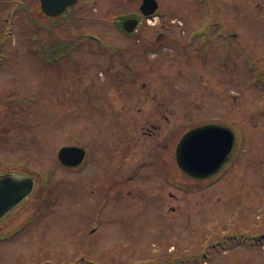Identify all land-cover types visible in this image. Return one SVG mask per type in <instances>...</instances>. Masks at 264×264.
<instances>
[{
  "label": "rangeland",
  "instance_id": "obj_1",
  "mask_svg": "<svg viewBox=\"0 0 264 264\" xmlns=\"http://www.w3.org/2000/svg\"><path fill=\"white\" fill-rule=\"evenodd\" d=\"M157 1L165 16L149 22L138 15L143 0H81L80 9L60 19L58 24L61 25L57 26L48 24L39 14V0H0V40L6 23H12V35L7 41V52L12 60L0 66V173L11 171L38 180L33 196L0 223V238L4 237L0 239V264L71 261V252L87 247L90 233L87 223L78 224L94 219L100 209L102 215L116 213L122 217L120 229L133 234L124 236L127 241L114 242L123 235L117 226H112L108 228L112 236L99 239L106 251L97 258L106 263H120L118 256H128L129 246L137 249L140 241L131 228H126V220L156 219L159 207H153L158 204L166 209L165 215L172 221L166 220L159 226L161 234L157 244L161 245L169 233L179 238L175 249L168 240L165 248L168 259L196 252L205 254V258L212 256L204 264H264V246L251 248L264 232L261 178L256 181L264 172V96L261 98L258 92L249 89V77L245 76L246 68L242 64L245 61L231 58L246 49L264 70V0ZM22 4H27V14L36 19L33 23L47 26L66 43L76 42L72 43L73 60L42 65L30 47L31 35H38L39 30L30 27L27 31ZM13 5L18 6L15 12L14 8L12 12ZM133 15L141 18L140 31L129 37L121 25L126 17ZM173 19L180 20L182 25L173 23ZM218 22L233 35L234 46H230L226 38L224 42L229 56L222 54L223 43L220 42L204 57L186 58L197 53L186 56L180 53L182 46H186L187 34L183 29L178 30L180 27H209L210 23V27H216ZM165 27L172 29H167L168 34H176L181 42L173 44V50L167 48L162 39L161 50L157 52L164 53L160 54L149 47L158 45L155 38ZM48 30L38 37L40 44L52 41L50 38L54 35ZM84 35L96 39H84ZM188 50L193 51L191 47ZM180 72L190 75L188 77L195 73L193 79L201 74L210 79L204 77L205 84L197 79L198 86L188 91L187 80L178 79ZM227 73L230 74L225 77V85L217 84L215 79ZM238 74L241 87L234 83L233 76L238 77ZM198 87L200 93L193 96V90ZM213 87L218 90H212ZM22 94H25L23 101L20 100ZM28 96L36 97L39 102L26 118L21 105L28 103ZM162 103H167L165 110ZM125 105L129 112L124 111ZM153 105L162 110L154 111ZM189 105L197 120L216 116L223 119L220 122L235 127L243 138V146H238L232 166L218 183H207L199 191L201 186L192 182L193 189L188 193L167 190L174 196L168 198L166 194L159 199L158 193L166 192L160 188L166 183L164 172L160 180L151 183L154 191L145 188L147 167L143 164H140L139 174L131 171L127 180L113 176L120 163L118 157L135 147L132 143L125 144V137L135 135L132 141L138 143L135 151H139L135 162L138 160L139 164L146 157L150 161V144L143 132L155 133L151 124L165 125L164 116L171 117V113L175 114L173 119L177 123H187L193 119ZM62 145L84 148L97 157L96 163L88 159L76 172L57 169V152ZM165 153L160 151L158 158L161 160ZM171 156L174 161V154ZM109 170L114 174L109 175ZM127 170L130 169L127 167ZM150 174L155 176L153 171ZM105 176L119 190L113 191L117 200L108 202L107 209L101 206L99 196L103 190L100 187L110 182L103 181ZM238 177L244 179L245 184L238 182ZM126 204L132 206L128 216L124 214ZM26 223L25 231L14 238L11 231ZM222 239L229 250H217L211 245ZM235 239L241 246L236 245Z\"/></svg>",
  "mask_w": 264,
  "mask_h": 264
},
{
  "label": "flooded vegetation",
  "instance_id": "obj_2",
  "mask_svg": "<svg viewBox=\"0 0 264 264\" xmlns=\"http://www.w3.org/2000/svg\"><path fill=\"white\" fill-rule=\"evenodd\" d=\"M213 32L217 33L216 37H219L220 35L219 30H214ZM262 74L264 75V70L262 71ZM257 85L258 83L255 82L254 86ZM261 85H264V83H261ZM170 105L176 107L174 104H170ZM152 107L154 111L162 110L161 108H158L156 105H153ZM161 107H164L165 110L167 107V103H162ZM171 114H172L171 117L164 116L166 121L165 125L164 124L162 126L152 125V128L155 129L154 131H156L155 133H152L150 131H144L146 138L155 140V146H153L152 150L166 151L165 155H163L164 157L161 160L158 159L156 161V164H154L156 168L155 171L153 172L155 174L153 178L156 179L157 181L160 180L159 176L161 175L162 172H164V178L166 183L160 185L161 189L169 190V191H176L178 187L190 189L193 186L192 183L190 182V180L186 178V175L178 168L176 163V149L178 145L177 133L179 131L175 129L176 128L175 125H170V123L174 121L173 115L175 116L174 113ZM172 153L174 154L173 159L175 161L172 160V156H171ZM177 170H179V172ZM182 176L187 181L178 180V177H182ZM178 181H180V183H178ZM127 209L128 206L124 207V210ZM9 217H7L6 219H8ZM121 218L122 217H118L116 213L113 215L98 214L95 215L94 219H90L89 221L86 222L82 221L80 224H78V226H83L84 223H87L90 226V233L87 241V247H84L83 251L80 250L78 252L76 251L73 252L75 256V260L73 264H173L172 259H168V257L164 253H161L160 250L157 249L155 250L152 247V245L156 246L157 241L160 239L161 233L159 226L163 223L158 221L157 217L156 219H148V220H141L138 218H133V220H126L127 222L126 228H131L132 232L139 236V240H140L138 243L139 246L137 247V249L129 246V250L126 251L128 256L123 254L118 256V258L122 260L120 263H106L100 261L97 257L99 256L100 253L106 251V249L99 239L101 237L112 236V234L110 235V233L108 232V228L112 226H117L121 231V234L123 235V238L115 239L114 242L125 241V240L127 241V239H125L124 236L133 235L128 231H124L120 229L119 224L121 223V220L119 219ZM96 235H98V237L94 238ZM3 238L4 237L0 239Z\"/></svg>",
  "mask_w": 264,
  "mask_h": 264
},
{
  "label": "water",
  "instance_id": "obj_3",
  "mask_svg": "<svg viewBox=\"0 0 264 264\" xmlns=\"http://www.w3.org/2000/svg\"><path fill=\"white\" fill-rule=\"evenodd\" d=\"M79 0H41L42 8L49 16H58ZM157 8L154 0H145V8ZM127 22L126 24L130 23ZM136 26L137 22H131ZM127 28V27H126ZM134 27L127 28L131 30ZM235 134L228 128L207 126L194 130L182 140L178 158L181 167L190 176L204 179L217 173L226 164L235 147ZM85 151L77 147H65L60 151L61 162L68 167H77L84 159ZM35 182L30 177L12 174L0 175V220L30 196Z\"/></svg>",
  "mask_w": 264,
  "mask_h": 264
},
{
  "label": "trees",
  "instance_id": "obj_4",
  "mask_svg": "<svg viewBox=\"0 0 264 264\" xmlns=\"http://www.w3.org/2000/svg\"><path fill=\"white\" fill-rule=\"evenodd\" d=\"M49 32L51 34H53L54 36H51L50 39H52V41H50L49 43H47V46H48V54L49 55H56L58 53V50H59V47H60L59 42H62V41L58 38V36L54 32L51 31V29L49 30ZM34 106L28 104L29 109L24 108L25 106H22V109L21 110H23L24 113H27V116L29 118V116H30L29 111H30L31 108H34ZM25 110H27V111L25 112Z\"/></svg>",
  "mask_w": 264,
  "mask_h": 264
}]
</instances>
